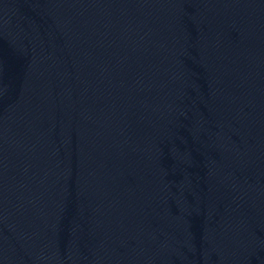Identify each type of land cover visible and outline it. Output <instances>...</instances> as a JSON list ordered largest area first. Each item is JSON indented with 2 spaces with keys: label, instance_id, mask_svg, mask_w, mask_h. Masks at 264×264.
Here are the masks:
<instances>
[{
  "label": "water",
  "instance_id": "1",
  "mask_svg": "<svg viewBox=\"0 0 264 264\" xmlns=\"http://www.w3.org/2000/svg\"><path fill=\"white\" fill-rule=\"evenodd\" d=\"M0 264H264V0H0Z\"/></svg>",
  "mask_w": 264,
  "mask_h": 264
}]
</instances>
